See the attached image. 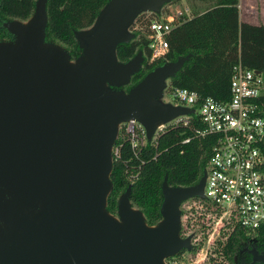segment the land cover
I'll return each mask as SVG.
<instances>
[{
    "label": "water",
    "instance_id": "water-1",
    "mask_svg": "<svg viewBox=\"0 0 264 264\" xmlns=\"http://www.w3.org/2000/svg\"><path fill=\"white\" fill-rule=\"evenodd\" d=\"M165 1L108 0L90 26L75 31L82 52L74 60L44 41L47 0H36L25 21H5L14 37L0 41V195H12L10 217L31 202L39 209L14 242L0 238V264H168V255L192 245L180 233L179 204L204 196L206 168L192 184H168L164 176L156 223L131 204L130 184L116 213L105 208L119 122L136 118L151 138L158 122L193 110L159 98L187 55L115 89L144 58L140 49L120 61L117 43L131 39L127 27L139 10L158 11ZM250 250L264 263V252Z\"/></svg>",
    "mask_w": 264,
    "mask_h": 264
},
{
    "label": "trees",
    "instance_id": "trees-1",
    "mask_svg": "<svg viewBox=\"0 0 264 264\" xmlns=\"http://www.w3.org/2000/svg\"><path fill=\"white\" fill-rule=\"evenodd\" d=\"M35 1L0 0V41L14 37L5 21L29 18ZM107 2L47 0L44 41L65 43L70 58H74L82 52L75 31L90 26ZM177 20L166 34L168 48L164 57L151 60L149 38L144 33L117 43L116 55L120 61L130 59L140 49L145 53L143 66L130 77L133 85L156 65L185 55L188 57L182 66L169 77V86H188L201 95L227 98L232 66L237 61L264 73V23L240 20L238 0H210L203 11L181 15ZM260 99L264 105V90ZM200 126L194 114L188 123L170 124L156 137L135 146L126 130L118 128L112 144V185L105 208L116 213L118 197L130 184L131 204L143 211L146 222L156 223L162 217L164 176L168 184H192L206 167L214 138L198 133ZM243 232L244 228L236 222L223 243L224 253L231 252L240 238L239 233L245 236ZM255 235L264 244V222L255 230Z\"/></svg>",
    "mask_w": 264,
    "mask_h": 264
},
{
    "label": "built area",
    "instance_id": "built-area-1",
    "mask_svg": "<svg viewBox=\"0 0 264 264\" xmlns=\"http://www.w3.org/2000/svg\"><path fill=\"white\" fill-rule=\"evenodd\" d=\"M181 15L176 11L148 23L151 60L164 57L168 48L166 34ZM167 89V99L193 107L201 122L197 132L214 138L205 167L203 198L218 210L220 217L255 231L264 222V105L260 99L264 73L240 61L234 63L227 98L201 95L188 86H169V81ZM192 111L158 122L151 137L170 124L188 123ZM119 128L126 130L134 146L148 139L145 125L136 118L120 121Z\"/></svg>",
    "mask_w": 264,
    "mask_h": 264
},
{
    "label": "rangeland",
    "instance_id": "rangeland-1",
    "mask_svg": "<svg viewBox=\"0 0 264 264\" xmlns=\"http://www.w3.org/2000/svg\"><path fill=\"white\" fill-rule=\"evenodd\" d=\"M252 9L264 11V0H250ZM207 6L206 1L197 2L196 0H166L160 5L158 11L141 9L134 16L132 22L128 25L127 31L131 33V38H135L138 34L144 33L147 35V24L153 19H161L168 13L174 14L176 11H181L184 15L187 12L193 14L196 11L204 9ZM21 20V19H20ZM25 21V20H21ZM68 51L67 45L58 40H52ZM145 53L143 52V56ZM77 55L72 58L74 60ZM142 60L141 66H143ZM169 78L165 79V86L159 98L173 104H180L167 96V85ZM133 85V81L129 79L127 82L115 86V89L127 90ZM194 115V112L192 111ZM119 128V125H118ZM180 233L185 236L190 234L192 245L189 248H182L177 252L168 255L165 259L168 264H252L255 260L248 256L242 250L244 237L249 238V241H255V231H248L244 228V235L239 233L240 238L234 245L231 252L224 253L222 246L227 235L235 224V221L230 218L220 217L217 209L206 199L196 195H191L183 199L180 204ZM246 240V239H245ZM248 240V239H247ZM251 258V259H250ZM252 261V262H251ZM258 264V263H256ZM261 264V263H259ZM264 264V263H263Z\"/></svg>",
    "mask_w": 264,
    "mask_h": 264
},
{
    "label": "flooded vegetation",
    "instance_id": "flooded-vegetation-1",
    "mask_svg": "<svg viewBox=\"0 0 264 264\" xmlns=\"http://www.w3.org/2000/svg\"><path fill=\"white\" fill-rule=\"evenodd\" d=\"M11 198H12V195L8 191H4V193L0 195V238L6 237V235H9L10 240L13 241V238H15V234L22 227H24L27 224L32 225L34 223L35 214L39 208L37 207V202H31L26 206L27 209L24 210L23 213H21L20 208H19L16 211V213L10 217L9 215L10 209H7V207L10 204ZM245 237L243 238L244 243L242 244V250L246 252L249 257L251 258L254 257L253 252L250 250V248L253 245L258 249L259 252H264V244L262 245L260 244V240L258 237H256L255 241H249V238L248 237L245 238ZM256 263L259 264L261 262H258V260H255V262L252 264H256Z\"/></svg>",
    "mask_w": 264,
    "mask_h": 264
},
{
    "label": "crops",
    "instance_id": "crops-1",
    "mask_svg": "<svg viewBox=\"0 0 264 264\" xmlns=\"http://www.w3.org/2000/svg\"><path fill=\"white\" fill-rule=\"evenodd\" d=\"M197 2L206 1L209 2L210 0H196ZM238 7H239V18L240 20L248 21L251 23H264V11H257V9H252L250 0H238ZM203 9L196 11L201 12ZM194 12V13H196ZM188 16L190 14L187 12ZM184 15V13H182Z\"/></svg>",
    "mask_w": 264,
    "mask_h": 264
}]
</instances>
